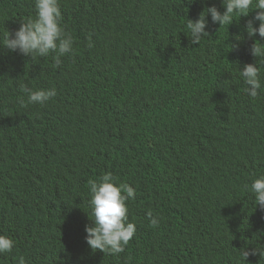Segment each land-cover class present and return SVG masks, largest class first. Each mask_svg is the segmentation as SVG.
Masks as SVG:
<instances>
[{
    "label": "trees",
    "instance_id": "obj_1",
    "mask_svg": "<svg viewBox=\"0 0 264 264\" xmlns=\"http://www.w3.org/2000/svg\"><path fill=\"white\" fill-rule=\"evenodd\" d=\"M218 1L60 0L74 46L59 68L0 46V234L16 241L0 264H264L245 189L264 173V87L250 97L239 75L256 63L264 84L250 51L264 40L247 36L253 10L229 26L209 14L192 44L187 19ZM34 15L33 0H0V37ZM21 84L57 95L22 106ZM109 171L136 189L118 256L85 240L89 181Z\"/></svg>",
    "mask_w": 264,
    "mask_h": 264
},
{
    "label": "clouds",
    "instance_id": "obj_2",
    "mask_svg": "<svg viewBox=\"0 0 264 264\" xmlns=\"http://www.w3.org/2000/svg\"><path fill=\"white\" fill-rule=\"evenodd\" d=\"M35 15L22 21L14 35L9 31L0 37V46L19 51L25 56L48 57L55 53L54 67L59 68L61 57L73 50L74 38L63 26L60 0H33ZM218 5L223 6L221 12L215 6L207 7L195 21L187 19L185 28L190 34L188 37L192 44H199L202 38L210 36L206 30L209 14L213 24L231 25L235 16H248L253 10H258L247 21L246 31L248 38L257 34L264 40V0H219ZM259 22L258 27L255 26ZM236 40H242L237 35ZM91 47V43L89 44ZM251 54L255 58H264V43L256 41L251 46ZM239 75L248 86L245 91L250 97H257L259 90L264 87L261 81L260 69L256 63L246 64L239 70ZM20 91L27 100L20 98L22 106H45L56 95V89L33 90L26 84L20 85ZM245 189L254 194L255 208L264 210V173L252 180ZM89 217L92 223L87 225L86 243L95 251L99 250L112 256L125 252L130 240L134 237L137 226L129 220L128 201L136 199V189L125 183H120L112 172H105L98 180L89 181ZM150 226H158L159 218L147 213ZM16 241L7 234H0V255L11 253ZM241 256L247 259L249 252L242 249ZM18 264H26L23 256L19 257Z\"/></svg>",
    "mask_w": 264,
    "mask_h": 264
}]
</instances>
